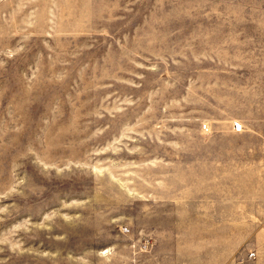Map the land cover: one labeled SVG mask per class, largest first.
Wrapping results in <instances>:
<instances>
[{"label":"rangeland","instance_id":"obj_1","mask_svg":"<svg viewBox=\"0 0 264 264\" xmlns=\"http://www.w3.org/2000/svg\"><path fill=\"white\" fill-rule=\"evenodd\" d=\"M0 264H264V0H0Z\"/></svg>","mask_w":264,"mask_h":264},{"label":"built area","instance_id":"obj_2","mask_svg":"<svg viewBox=\"0 0 264 264\" xmlns=\"http://www.w3.org/2000/svg\"><path fill=\"white\" fill-rule=\"evenodd\" d=\"M205 127V126H204ZM251 256H253V254H251Z\"/></svg>","mask_w":264,"mask_h":264}]
</instances>
